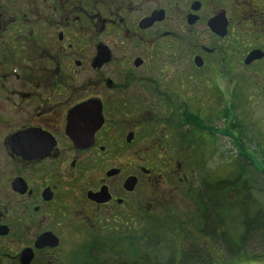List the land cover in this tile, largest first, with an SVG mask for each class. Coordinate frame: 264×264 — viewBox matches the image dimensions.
I'll list each match as a JSON object with an SVG mask.
<instances>
[{"label":"flooded vegetation","instance_id":"1","mask_svg":"<svg viewBox=\"0 0 264 264\" xmlns=\"http://www.w3.org/2000/svg\"><path fill=\"white\" fill-rule=\"evenodd\" d=\"M211 95L239 159L264 0H0V264L131 249L158 197L206 186L189 160L210 145L194 110ZM70 234L89 236L71 252Z\"/></svg>","mask_w":264,"mask_h":264},{"label":"rangeland","instance_id":"2","mask_svg":"<svg viewBox=\"0 0 264 264\" xmlns=\"http://www.w3.org/2000/svg\"><path fill=\"white\" fill-rule=\"evenodd\" d=\"M244 85L247 87L246 91L248 92L250 84ZM249 93L251 98H255L254 102L256 103V96L252 95L250 90ZM258 96L259 100L257 105L255 104L254 110L250 108L251 100H248V97L246 98L247 103L243 105V124L239 127L241 131L239 133V140L241 141L240 145H242L243 155H241L242 157L239 159L230 158L236 153V147L234 143L235 137L231 134L229 129L231 125H229L228 128L224 125L225 119L223 114H221L226 102L224 100L222 101V99L217 96L211 95L207 96V109L194 110L196 116L207 118V136L210 137L207 138L210 145L207 147L205 154H202V157L196 154L194 159H190L192 162L189 160L190 167L195 172V179H202L203 181H207L208 179L212 182L234 177L239 165L241 163H243V165L245 164L243 159L246 158L244 157H247L250 161L251 165L249 166L254 165V167H249L251 172H256V170H260L261 166L263 167V157L261 156H264V96ZM252 111L259 113L257 115L254 113L251 114ZM197 124L199 123L197 122ZM200 126L206 128L204 125ZM258 134L261 135V138ZM173 176L172 174H168L165 181V184L170 185L172 188L178 186L174 178L176 176ZM194 192V196L188 194L187 198L179 197L173 193L170 197H165L164 200L158 197L157 199L160 201L155 206L156 209L154 208L153 212L144 214L146 217L142 215L143 223H140V221L138 222V226L141 229H138L135 233L144 238L142 240L137 239V243H131V249H129L123 241L115 240L117 253L119 252L118 254H120V256L122 255L126 258H134V256L144 254L151 249L152 251L150 252L152 255H148L149 257H147V260L158 256L160 264H165L169 259H173L175 263L179 252H182L183 248L192 242V239L189 237H196V235L199 234L194 226V222L196 221L195 215L199 212V209L195 206V201H192V198L197 194L196 191ZM254 194L253 201L259 207H264V193ZM83 235L84 237L81 238V236L70 234L67 245L68 251H70L73 246L82 245L84 243L89 235ZM120 238H122V236ZM212 243L215 242L213 241ZM210 245L211 244H208V247H210ZM197 247L198 245H196V248ZM216 248L217 247L208 248L209 253L212 255V257L207 255L211 264L254 263L252 260L245 258L244 255L228 260L225 250L221 247H218V250ZM247 250L254 255V252H258L260 248L257 245L251 244L247 247ZM154 254L155 256H153ZM214 260L216 263L213 262ZM69 262L72 261L69 260ZM201 263L207 264V261L205 262L204 259L201 258Z\"/></svg>","mask_w":264,"mask_h":264},{"label":"trees","instance_id":"3","mask_svg":"<svg viewBox=\"0 0 264 264\" xmlns=\"http://www.w3.org/2000/svg\"><path fill=\"white\" fill-rule=\"evenodd\" d=\"M261 157L264 163V156ZM244 158H246L243 159L245 164L239 165L234 177L212 182L203 181V185L206 186L194 197L199 208L194 226L201 236L198 237L197 234L196 237H189L192 242L179 252L176 262L169 259L165 264H204L201 263V258L207 261V264H211L207 255L212 257L208 251V248L212 247H217V250L218 247L223 248L228 260L244 255L245 258L252 260L253 264H264V207H259L253 201L254 193H264V164L260 170L251 172L249 167L254 165L249 166L250 161L247 157ZM213 241L215 243H212ZM208 244H211L210 247ZM251 244L260 248L258 252H254V255L247 250ZM150 251L152 250H148L147 254L133 255L134 258H126L120 256L117 250L116 253L98 252V254L84 246L81 262L82 264H160L158 256L147 260ZM213 262L216 263L215 260Z\"/></svg>","mask_w":264,"mask_h":264},{"label":"water","instance_id":"4","mask_svg":"<svg viewBox=\"0 0 264 264\" xmlns=\"http://www.w3.org/2000/svg\"><path fill=\"white\" fill-rule=\"evenodd\" d=\"M98 125H99V124H97V125L93 126V128H92V129H93V130H94V129H96V127H98ZM71 137H72V139L74 140V142H77V140H78V138H77V137H74V136H72V135H71Z\"/></svg>","mask_w":264,"mask_h":264}]
</instances>
